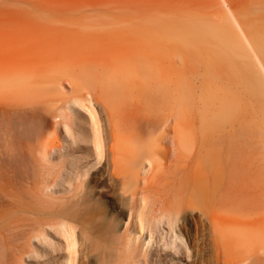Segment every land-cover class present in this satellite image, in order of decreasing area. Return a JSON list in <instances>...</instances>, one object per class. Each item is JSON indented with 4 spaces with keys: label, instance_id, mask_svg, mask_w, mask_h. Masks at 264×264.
I'll use <instances>...</instances> for the list:
<instances>
[{
    "label": "rangeland",
    "instance_id": "374dc122",
    "mask_svg": "<svg viewBox=\"0 0 264 264\" xmlns=\"http://www.w3.org/2000/svg\"><path fill=\"white\" fill-rule=\"evenodd\" d=\"M263 34L264 0H0V161H5V79L15 78L21 82L18 99L33 101L42 115L36 122L22 110L20 133L63 144L39 167L44 199L64 202L93 175L100 211L117 218L121 234L128 226L130 196L139 192L130 228L139 237L130 264H164L173 252L159 244L166 225L143 252L147 221L159 215L160 196L168 200L167 214L184 239L181 264H264V70L256 56L264 66ZM88 73L130 77L140 91L137 111L157 120L169 116L164 129L172 138L178 110L183 153L178 168L165 150H173V143L158 139L163 126L156 131L123 122L135 152L142 155L149 147L153 160L151 167L146 159L138 163L137 181L109 175L105 155L85 174L96 161L92 142L77 169L63 173L60 153L76 149L64 141L62 114L81 98L85 84L79 79ZM243 75L253 76L259 89ZM84 114L92 136L91 114ZM164 164L172 169L160 173ZM144 175L151 181L146 202L141 200ZM1 178L5 187V175ZM1 211L5 233V198ZM29 237L9 253L10 264L65 261L64 245L47 256L27 257ZM0 260L5 264L1 234Z\"/></svg>",
    "mask_w": 264,
    "mask_h": 264
},
{
    "label": "bare ground",
    "instance_id": "6f19581e",
    "mask_svg": "<svg viewBox=\"0 0 264 264\" xmlns=\"http://www.w3.org/2000/svg\"><path fill=\"white\" fill-rule=\"evenodd\" d=\"M237 24L240 27L238 22ZM244 36L255 52L245 34ZM261 40L264 43V34ZM256 56L264 70L261 60L257 54ZM243 79L245 82H251L255 90L259 89L260 86L253 76L243 75ZM105 80H108V86ZM79 81L85 84L80 93L81 98L71 104L68 103L69 112L62 114L60 123L64 129V141H71L76 149L70 154L60 153L59 157L64 158L63 173L77 169L83 155L88 153L89 143L92 142L96 161L88 164L89 167L87 166L88 168L84 170L85 174L89 173V169L101 163L105 155V164L110 166L109 175H122L124 183L137 181L138 173L135 168L138 163L146 159L151 167L153 160L149 154V147L144 150L142 155L135 152L131 143L132 139H129L120 126L123 122L135 124L134 127L137 124L151 126L156 131L163 126L158 139L173 143V150L172 148L164 149L167 150L166 153H173L175 165L177 168L180 166L183 153L179 140L178 110L173 113L175 123L172 138L170 132H166L164 129V125H168L169 116L165 118L166 120H157V117L147 113L142 115L137 111V93L140 91L132 85L130 77L117 74L105 77L98 73L96 75L88 73ZM133 83L136 82L133 81ZM255 83H257L256 86ZM59 85L63 86L62 83ZM20 86L19 79L18 81L15 78L5 79V161L2 159L0 161V200L5 198V233H3V227H0V234L5 237V264L11 263V259L8 257L9 253L18 249L19 242L24 239L26 234H30V249L26 253L27 257L47 256L54 251L55 247L64 245L67 256L61 264H89L92 259H96L97 264H130V261L135 257L136 240L139 237L138 234L132 236L133 233H130L134 213L137 211L136 201L139 192L136 191L130 196V206L127 211L129 212L128 226L126 231L121 234H118L117 218H110L109 215L100 211V205L92 194L93 175L90 180L83 182L84 189L81 188L64 202L44 199V190L41 188L43 181L40 179L39 167H44L43 161H48L51 154L62 150L63 144L60 141V144L56 145L42 140L38 136L27 137L20 133L24 123L18 121L17 118L22 116V110L28 111L30 115H23L30 116L36 122L42 119V115L33 107V101L18 99ZM252 86L250 85V87ZM175 91L178 103L180 94L178 86ZM87 97L88 100L85 99ZM87 103L89 104L87 105ZM160 103L162 104L157 101V104ZM96 104L100 105V109L95 106ZM177 107L179 108V104H176ZM84 111H89L91 114L92 136L89 134ZM122 147L124 152L121 150ZM38 152L41 155L38 156ZM144 168L146 167H142V170ZM159 169L160 173H163L172 168L164 164ZM2 175H5V187ZM57 181L58 179L53 185ZM142 183L144 186L141 200L146 202L147 192L151 189V181L148 176L144 175ZM110 189H112L111 185ZM158 201L161 204L159 215L147 221L148 236L142 243V246H145L143 252H146V248L147 251H150L155 242V234L160 232L163 225H166L168 230L162 229L159 244L173 252L166 257L164 264H181L183 261L180 258V249L183 247L184 239L175 231L172 219L167 214L168 200L164 196H160ZM175 210L176 213L180 211L178 204L175 205ZM1 218L2 211L0 212V222L3 220ZM143 220L145 219L141 212L138 213L141 230H143ZM46 228H49L50 231ZM77 255H79L78 259ZM0 264H2L1 260Z\"/></svg>",
    "mask_w": 264,
    "mask_h": 264
}]
</instances>
